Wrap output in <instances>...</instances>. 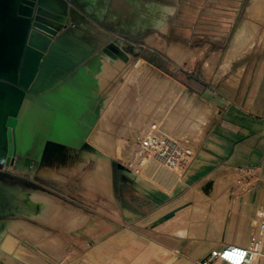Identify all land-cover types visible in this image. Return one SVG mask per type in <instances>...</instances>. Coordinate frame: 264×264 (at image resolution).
<instances>
[{
	"label": "crops",
	"instance_id": "crops-1",
	"mask_svg": "<svg viewBox=\"0 0 264 264\" xmlns=\"http://www.w3.org/2000/svg\"><path fill=\"white\" fill-rule=\"evenodd\" d=\"M56 1L61 6L70 5L69 0ZM77 2L76 6L89 15L88 18L76 14L77 23L73 30L81 47L93 54H100L106 45L119 40L130 56L147 54V58L158 59L171 73L176 70L182 74L183 80L188 79L193 87L198 89L196 91L200 97L202 96V102L206 103L211 112L199 132V142L195 147L192 163L183 175V183L172 193H168L172 189L163 192L140 179L128 177L120 172L128 182L118 180L114 187L112 181L113 195L109 197L98 188L92 187L91 178L88 179L87 187L100 191L108 201L117 204L122 214L118 215L120 220L110 222L116 229L104 230L96 241L92 236L96 228L85 229L84 224L77 221L68 224V221L74 218L75 211L63 205L68 201L75 204L81 201L91 206L93 200L89 196L79 194L76 198H71L68 192H60L55 187L37 184L33 179L28 180V187L25 184L0 181V189L8 199L11 198L12 204L21 199L19 196L21 193L38 192L49 195L61 206L74 212L73 215L66 217L60 226L52 227L56 225L49 226L32 220L22 213L14 212V207L6 209V204L0 222L9 217H20L39 229L37 237L31 239L33 242L42 237L50 238L49 242L55 239L62 242L57 247L47 246L45 242L48 240L40 244L46 246L51 253L54 249L52 254H59L61 251L63 257L60 260L37 246L39 255L31 252L33 262L24 258L23 261L15 260V264H202L212 251L224 245L252 246L264 257V249L261 250L260 246H257L264 235V176L251 189L230 187L227 197L229 207L224 210L220 228L211 224L203 234L202 225L194 224L191 227L192 237L176 235L178 231H190V223L168 233L158 231L169 223L170 216L184 215L178 210L180 199L169 206H163L187 188H189L187 192H190L196 189V186L202 189L206 183L212 182L213 187L205 196L206 202H209L216 198V192L221 188L220 184L214 181L216 173L220 179L227 173L241 168H257L264 175V52L258 49L249 51L224 66V70L222 66L216 65L217 71L212 72L209 79L205 76L202 65L200 74L204 80L198 81L192 73L199 56L192 66L183 65V68H178L170 65L159 49L149 44L147 39L160 35L167 40L169 18L172 17L174 19L172 25L175 26L174 31L178 40L176 42L183 46L187 40L203 38L224 37L229 38L231 43L237 27L245 17V15L239 17L240 11L246 10L249 2L245 7L242 0H77ZM148 4L166 7L170 12L161 11L153 14ZM202 11L199 17L198 14ZM155 20L165 23L167 30L156 26ZM201 24L212 26L211 29L214 31L192 33L190 27H198ZM194 50L187 49L184 55L188 56L189 51ZM215 55L214 52L212 57ZM213 64L214 62L209 61L207 70H211ZM103 90L95 89L93 106L99 92ZM101 106L102 104L97 107L95 105L93 110L86 108L76 120L79 124L75 132H81L83 128L88 129L86 122L90 114H95ZM169 124L171 123L167 124L168 127ZM170 133L174 135V132ZM72 149L74 148L62 145L52 151L58 169L64 171L67 164L72 161L73 157L68 156ZM79 156L82 160L88 161L82 155ZM69 181L70 186L72 183L79 185L78 176L71 177ZM59 182L63 186L69 183L65 177ZM32 187L36 189L32 190ZM123 221L127 223L124 224ZM142 221H145L144 226L150 228L139 225ZM129 224H132V227ZM67 225L70 227L69 230ZM210 227L220 229L221 234L217 239L210 233ZM139 228L146 229L149 236L141 234ZM50 229L61 230L63 235L56 233L49 237ZM33 246L35 249V245Z\"/></svg>",
	"mask_w": 264,
	"mask_h": 264
},
{
	"label": "rangeland",
	"instance_id": "rangeland-1",
	"mask_svg": "<svg viewBox=\"0 0 264 264\" xmlns=\"http://www.w3.org/2000/svg\"><path fill=\"white\" fill-rule=\"evenodd\" d=\"M242 1L244 7L248 2L249 4L246 10L242 9V11H240L241 14H239V17L246 15L245 12L247 13L248 7L251 3V0ZM257 11V16L252 17L251 21L252 32L255 34L253 35L249 33L250 35L245 36L246 38L239 43V47L237 46L239 52L244 46V49L241 50L243 53L238 52L237 54H246L248 49V52L256 49L264 52L263 2L260 1ZM201 13H203V11L198 14L199 17L202 15ZM202 20L207 21L208 18H202ZM173 21L174 19L170 17L167 40H164L160 35H154L148 38L147 42L158 48L164 59L167 60L170 65L173 64L178 68H183V65L190 67L199 58L193 66L192 73L196 76L198 81L204 80L200 74L202 65L205 71V76L209 79L212 72L214 73L216 70V65L222 66V70H224V66L231 63L236 57L237 59L241 57V55L238 57V55L235 54V58L233 57L231 61L225 62V56L230 50L229 38H203L194 41L187 40L184 43L179 40V42L183 43L185 46L177 43L176 41L178 40H176L177 37L174 31L175 26L172 25ZM252 23L257 24L253 25ZM211 28L213 27L205 24H201V26L198 27L195 26L194 28H192V26L190 27L192 33H195L194 31H198V33H212L214 30ZM251 35L254 36V38L250 37ZM173 43L185 47L186 51L187 49H201L204 51L197 59H195L193 64L188 65L182 62L181 60L183 59L180 58V60L176 55H170L169 50ZM118 45L120 49L128 54V58L123 59L116 55L103 54L100 62L104 61L99 64L95 76L96 88L98 90L104 89L99 92L95 105L97 107L102 104V106L98 107L95 114H91L90 122L92 124L88 126V129L83 128L81 132H79V137L76 141V145L79 149L74 148L70 150L68 156H72L73 159L67 164L66 171L58 169L57 165H55L56 162L52 153L45 158L41 164L35 165L32 163L28 166L23 165L15 167L11 172L6 173L8 174V179L10 178V183L15 182L16 184H25L28 187V180L33 179L37 184L41 183L55 187L60 192H68L71 198H76L79 194L89 196V198L93 200L92 203H90L91 206H88L87 203L81 201H78L77 204L68 201L67 204L63 203V205L75 211L74 218L69 220L68 224H70L69 222L73 223L74 221H77L78 223L80 222V224H84L83 226L85 229L92 230L93 228H96L95 233L92 235L94 241L100 237V234H103L102 232L104 230H115L116 227L111 225L112 223L110 224V222H113V220H120L118 215L120 216L122 214L119 212L117 204L108 201L100 191L87 187L88 179L91 178L90 180H93V183L91 182L92 187L98 188L101 191L105 190L101 188L104 184H107V182H109L110 185L113 181L114 187L118 180L128 182L126 177L116 169V164L119 159L126 155V149L124 147L126 143H130L131 139L136 137V134L140 133L146 125L151 122V120L162 122L163 127L167 132H174V135L182 140L191 149L192 153H194L195 147L200 138L199 132L202 129L204 121L209 117L211 112L206 106V103L202 102V96L200 97L196 91L198 89L193 87V84L190 83L188 79L183 80L181 73H177L176 70L173 71L174 73H171L170 70H167L164 67V64L163 66L161 65L160 60L150 57L147 58V54L130 56L128 50L124 49L123 45H121V42H119ZM227 47L228 50L225 54ZM244 51L246 52L244 53ZM214 52L216 55L212 57ZM109 59H111V61H109ZM209 61L214 62L211 70H207L206 68ZM183 90L184 95H182ZM114 104L116 105L113 109ZM98 113L107 116L105 118H107L109 128L103 129L100 141L93 142V140L95 141V137L93 136L92 148H89L86 147L83 142L88 141L89 130H91L93 126L95 117L99 115ZM169 122L173 125L169 124L168 127L167 124ZM96 134H98V132H94V135ZM111 147H114V150H116L114 154L110 152ZM81 150H83L82 154ZM99 151L104 156L98 155L97 152ZM79 154L88 161L82 160ZM35 166H39L40 168L36 169ZM104 168L107 169L101 177L102 180L99 177L95 178L94 176L96 172H100ZM104 175H107L108 181ZM76 176H78L77 183H79V185L72 183L73 185L70 186L69 179ZM166 176L159 177V179L162 180L161 183H158L157 179L150 180L149 177L146 176L142 177L140 180L163 192L172 189L168 193H172L183 183V175L178 176L174 174ZM174 176L177 178L175 179ZM257 176L263 178L264 175L260 170H257L255 175H252L251 173L247 174L244 170L241 171L238 169L227 173L219 179L216 173L213 178L215 182L220 184L221 188L216 192V198L209 202H206L205 196H207V194H205L201 188H198V186H196L197 188L195 187L197 190L194 189L190 192H187L189 189L187 188L178 193L170 203L163 206H169L180 199L181 202L178 210L182 211L184 215L170 216L169 223L165 227L159 228L158 231L168 233L179 226H187V224L190 223V231L181 236L192 237L191 227H193L194 224L202 225L203 234L205 232L204 230L211 224H215L216 227L220 228L222 218L224 217V210L229 207L227 205V197L229 196L228 190L230 187L245 188L246 185L241 184V180ZM64 177L67 178L69 182L65 186L61 185L59 182V180H62ZM101 181L107 182L103 184ZM31 189L33 190L36 188L32 187ZM34 193L38 192L21 193L19 195L21 199L14 204V212L22 213L24 216L32 220H37L38 222L45 223L49 226L56 225L52 227L60 226V223H64L66 217L73 215L74 212L70 209L64 208L59 202L47 194L44 195L53 199L55 203L30 199V195H33ZM103 206H105V208ZM6 219L9 221H5ZM6 219L3 222H0V264H15V260L23 261L24 258L25 260L28 259L30 262H33L32 253L38 256L39 253L37 251V246H40L44 241L48 240L45 244L53 247H57L62 243L57 239L49 242L50 238L46 237H42L37 242H33L31 239L37 237V234L40 232L36 226L23 221L20 217H9ZM144 222L145 221L140 222L139 225L144 226ZM123 223L126 224L127 222L123 221ZM129 226L132 227V224H129ZM144 227L150 228V226ZM67 228L68 230L70 229L68 225ZM139 230L141 234L149 236L146 229L139 228ZM209 230L212 235H215L214 239H217L221 234L220 229L215 227H210ZM50 232L51 234H49V237L56 233L60 236L63 235L61 230L55 231L50 229ZM176 235L179 234L176 233ZM26 237H28V239ZM240 237L241 236H239L238 239H240ZM33 245H35V249H33ZM40 247L46 253H54V249L51 253L46 246L43 245ZM259 252V250H254L253 264H264V257L261 253L258 254ZM52 255L58 260L63 257L61 251L59 254Z\"/></svg>",
	"mask_w": 264,
	"mask_h": 264
},
{
	"label": "water",
	"instance_id": "water-1",
	"mask_svg": "<svg viewBox=\"0 0 264 264\" xmlns=\"http://www.w3.org/2000/svg\"><path fill=\"white\" fill-rule=\"evenodd\" d=\"M77 3L0 0V165H36L62 145L79 149L76 120L93 110L100 59L116 52L117 42L100 54L81 47L76 14L89 15ZM212 187L208 182L202 191L208 195ZM10 199L0 189V217L6 204L14 207Z\"/></svg>",
	"mask_w": 264,
	"mask_h": 264
},
{
	"label": "built area",
	"instance_id": "built-area-1",
	"mask_svg": "<svg viewBox=\"0 0 264 264\" xmlns=\"http://www.w3.org/2000/svg\"><path fill=\"white\" fill-rule=\"evenodd\" d=\"M124 147L126 155L117 162L122 167L119 172L137 179L147 176L150 180L157 179L158 183L162 182L159 176L184 175L194 157L191 149L175 135L167 132L162 122L157 120H151ZM11 167L3 166L12 170ZM240 170L255 175L258 169L241 168ZM260 179H262L260 176L250 177L241 180V184L251 189ZM262 237L257 243L261 250L264 249V235ZM254 250L252 246L224 245L212 251L202 264H253Z\"/></svg>",
	"mask_w": 264,
	"mask_h": 264
},
{
	"label": "bare ground",
	"instance_id": "bare-ground-1",
	"mask_svg": "<svg viewBox=\"0 0 264 264\" xmlns=\"http://www.w3.org/2000/svg\"><path fill=\"white\" fill-rule=\"evenodd\" d=\"M260 1L264 3V0H251V3L248 7V10H247V13L243 19V21H241L240 25L237 27V30H236V33H235V36L230 44V50L227 52L226 54V58H225V62H229L232 60V58L236 55H238V57L241 55V54H237L239 52V50L237 49V46L239 45V43L244 39L246 38L245 36L247 35H250L249 33L253 34L252 32V26H251V21H252V17H256L257 14H258V11H257V7L258 5L260 4ZM139 2V1H138ZM148 7L152 10L153 14H156V13H160L161 11H168L170 12L169 10H167L168 8L166 7H160L156 4H148ZM263 16V15H262ZM154 24L156 26H159L160 28H162L163 30H167V27L165 25V23H161L160 21L158 20H155L154 21ZM163 27H162V26ZM255 34V33H254ZM253 34V35H254ZM250 37H253L254 36H250ZM249 38V36H248ZM249 40V39H248ZM251 40V39H250ZM119 40H117V43L115 44L116 48H117V51H112V50H106L104 54H112L113 56H119L123 59H126L128 58V54L120 49L119 47ZM249 42V41H248ZM253 42V40H252ZM247 43V42H246ZM248 44V43H247ZM122 45V44H121ZM250 45V44H249ZM251 46V45H250ZM239 47V46H238ZM247 47V46H246ZM245 47V48H246ZM244 49V46L243 48L240 49V52L239 53H243L241 52V50ZM248 49V48H247ZM249 50V49H248ZM247 50V52H248ZM204 50H201V49H197V50H194V51H189V55L188 56H185L184 53L187 52L185 47L179 45V44H176V43H173L172 46L170 47V50H169V53L170 55H176L179 59H183L181 60L182 62L188 64V65H191L193 64L194 60L200 56L202 53H203ZM246 51H244L245 53ZM236 54V55H235ZM242 56V55H241ZM237 59V57L235 58ZM104 61V60H103ZM103 61L100 62L103 63ZM109 61H111V59H109ZM228 64V63H227ZM115 72V71H114ZM113 72V73H114ZM112 77V76H111ZM111 105V104H110ZM116 104L113 105V109L115 107ZM110 108V106H109ZM111 110V108H110ZM109 111V110H108ZM101 112V111H100ZM99 115H97L95 117V120L93 121V126L91 128V130H89V133H88V141H85L83 142V144L86 146V147H89V148H92V143L93 142H97V141H100V139L102 138V132H103V129H108L109 128V124L107 122V116H103L101 113H98ZM107 114V113H106ZM111 116V115H110ZM140 119V118H139ZM94 132H98V134L94 135ZM101 132V133H100ZM93 136L95 137V141L93 140L92 142V138ZM132 137V136H131ZM110 152L112 154H114L116 152V150H114V147H111V150ZM98 155H102L104 156L103 154L99 152H97ZM105 164V162H104ZM103 164V165H104ZM103 168V167H102ZM107 168H104L102 169L100 172H96L95 174V178L99 177L101 179L102 175L104 174V171L106 170ZM169 175V174H168ZM171 176V175H170ZM104 177H106L107 181H108V177L107 175H104ZM147 177V176H146ZM161 177V176H159ZM167 177V176H166ZM174 178L176 179L177 177L174 176ZM98 180V179H97ZM102 180V179H101ZM99 181V180H98ZM107 181H104L102 182L103 184L106 183ZM90 182L93 183V180H90ZM101 189H105L103 192L107 193V195L109 197H112L113 195V187H112V182L110 183L109 185V182H107V184H104V186L101 188ZM165 189V188H164ZM30 199L32 200H39V201H48L49 203H55V201L53 199H50L48 196L44 195V194H40V193H34L33 195H30ZM177 234H179L180 236L181 235H185L186 232H182V231H178Z\"/></svg>",
	"mask_w": 264,
	"mask_h": 264
},
{
	"label": "flooded vegetation",
	"instance_id": "flooded-vegetation-1",
	"mask_svg": "<svg viewBox=\"0 0 264 264\" xmlns=\"http://www.w3.org/2000/svg\"><path fill=\"white\" fill-rule=\"evenodd\" d=\"M51 147V146H50ZM30 164H32V162H30ZM4 164L0 165V181L3 182V183H7V182H10V178L8 179V172H11L12 170L10 169H6V168H3ZM16 166H12L11 168L14 169ZM12 180V179H11Z\"/></svg>",
	"mask_w": 264,
	"mask_h": 264
}]
</instances>
